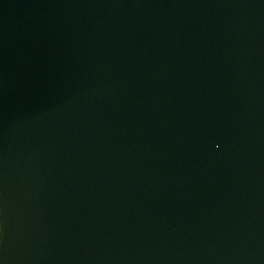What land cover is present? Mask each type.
Here are the masks:
<instances>
[{
  "label": "water",
  "instance_id": "95a60500",
  "mask_svg": "<svg viewBox=\"0 0 264 264\" xmlns=\"http://www.w3.org/2000/svg\"><path fill=\"white\" fill-rule=\"evenodd\" d=\"M0 264H264V0H0Z\"/></svg>",
  "mask_w": 264,
  "mask_h": 264
}]
</instances>
